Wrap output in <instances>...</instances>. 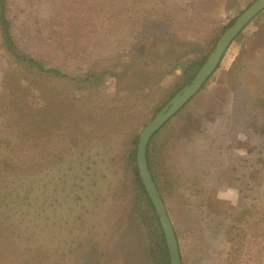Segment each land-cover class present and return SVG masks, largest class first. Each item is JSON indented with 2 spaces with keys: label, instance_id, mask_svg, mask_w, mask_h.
<instances>
[{
  "label": "trees",
  "instance_id": "1",
  "mask_svg": "<svg viewBox=\"0 0 264 264\" xmlns=\"http://www.w3.org/2000/svg\"><path fill=\"white\" fill-rule=\"evenodd\" d=\"M241 1L37 0L42 29L23 34L11 1L0 0V264H129L130 254L122 259L116 248L126 230L135 235L144 264H171L137 167L139 136L192 80L237 18L221 25L219 13ZM261 36L264 10L235 38L226 63L220 62L147 146L149 169L178 242L192 241L203 249L182 253V264H264V183L259 182L264 76L258 67H264V52L248 51ZM172 38L183 39L187 50L165 63L159 78L150 71L144 81L132 83H147L151 90L143 117L132 115L130 104L91 103L79 96L129 72L128 67L94 66L104 45L145 57V45L156 42L163 50ZM249 71L260 81L245 83ZM215 98L230 99L232 116L226 119L239 116L240 128L259 140L257 151L236 164L230 162L234 146L226 124L216 132L198 131L197 140L185 142L187 124ZM186 158L190 167L182 161ZM227 168L254 198L236 213L210 214L207 185ZM192 191L203 198L192 199ZM183 220L187 227H180ZM80 247L83 259L76 254Z\"/></svg>",
  "mask_w": 264,
  "mask_h": 264
},
{
  "label": "rangeland",
  "instance_id": "2",
  "mask_svg": "<svg viewBox=\"0 0 264 264\" xmlns=\"http://www.w3.org/2000/svg\"><path fill=\"white\" fill-rule=\"evenodd\" d=\"M13 7V13L16 18V23L19 27V30L23 34L27 33H35L37 29L41 27V21L43 16L41 15V8L37 4V0H10ZM254 0H242L240 5L233 7L224 12L221 11L219 13V23L221 25H227L232 19L236 18L240 13L246 9ZM42 27L40 28V30ZM109 42V41H108ZM170 45L163 50L158 49V45L153 44L156 42L148 43L146 47L145 57H140L139 52H135L134 54L124 53L122 54L119 50L115 49V46H112L111 43L108 45H104L101 49L98 50V54H100V58L93 61L94 66L96 68H105V67H117V68H129V72L126 76L121 78H112L108 82H106L102 86H97L85 91H80L79 96L82 97L83 100L91 102V103H108L113 105L123 106L130 104L131 109L130 113L134 116L143 117L144 114L150 107V102L147 100V96L151 93L150 87L147 83H142V85L133 86L132 83L138 84L137 81H144L146 75L145 73H150V71H154L156 78L160 77V72L165 69V63H170L173 60V56H177L183 50H187V44L183 39L172 38L167 41ZM144 46V47H145ZM232 46V44H231ZM230 46V47H231ZM229 47V48H230ZM167 48L175 49L172 56H168V54H164L163 51ZM230 51V49H228ZM226 51V54L223 57L225 63L230 55L229 51ZM248 51L252 53V51L264 52V37L261 36L260 39L254 41L248 46ZM171 54V53H170ZM149 58L151 60H149ZM153 59V60H152ZM263 71L260 75L264 76V67L263 65H259ZM245 76V83L254 82L255 80L252 78H259L260 75L257 72L254 74L247 72ZM258 81V80H257ZM261 83V82H260ZM132 85V86H131ZM251 89L249 85L248 91ZM256 92L253 93V95ZM249 98V96H248ZM199 105H202V100L199 101ZM202 107V106H201ZM227 108V112L225 111ZM230 99L226 100L222 103L220 100L215 98L212 104H206L201 113L193 118L189 124H187L185 133L187 136L185 137V142L190 141L187 137H190L191 140H197L195 138L198 131H211L216 132L219 131L224 124L227 125L226 131L228 133H232L230 138L233 139L234 150H232L230 162L236 164L244 159V157L252 155L255 153L259 147V140L252 134L245 133L241 128V118L239 116H235V118H231L229 120L226 119L228 116H232V110ZM188 149V148H186ZM173 152L171 151H168ZM182 157V156H181ZM169 159L173 161H178L176 157L172 158L169 155ZM182 160V159H181ZM190 167L191 163L188 158L182 160ZM181 175H184L180 172ZM212 185L210 182L207 187L208 189V206L210 214H217L221 212H238V210L244 204L243 202H250L254 198V193L252 191H248L242 189L239 183L235 179L234 172L230 169H225L217 172L213 177ZM259 182L264 183V168L259 177ZM177 191L174 190V193ZM190 197L195 200H200L203 198L201 195H197L195 191L190 193ZM179 202L181 203L182 197L178 195ZM168 210V209H167ZM169 213V211H168ZM188 221L183 220L180 221V227H187ZM130 240L126 242L124 238ZM127 243V244H126ZM132 243V246H130ZM180 244V252L181 254H190L195 251H202V246L200 249L193 245L192 241H181ZM117 251L119 256L123 259V257L128 256L125 260L126 263H131L134 261V264H144V258L142 257L140 251L138 250V244L135 239V235L130 231L126 230L124 235H121L116 244ZM82 253V259L85 257L84 247H80L78 253ZM129 253V254H127ZM127 254V255H126ZM223 254V253H222ZM221 254V255H222ZM133 255V257H132ZM119 258V259H121Z\"/></svg>",
  "mask_w": 264,
  "mask_h": 264
},
{
  "label": "water",
  "instance_id": "3",
  "mask_svg": "<svg viewBox=\"0 0 264 264\" xmlns=\"http://www.w3.org/2000/svg\"><path fill=\"white\" fill-rule=\"evenodd\" d=\"M263 10L264 0H254L246 9H244L218 39L215 48L210 52L206 61L192 80L175 93V95L156 113L151 122L148 123L140 133L137 144V167L145 189L159 216L165 234L171 264H182L179 242L167 207L149 169L147 146L154 133L200 91L202 86L215 72L226 51L229 49L238 34L242 32L252 19Z\"/></svg>",
  "mask_w": 264,
  "mask_h": 264
}]
</instances>
